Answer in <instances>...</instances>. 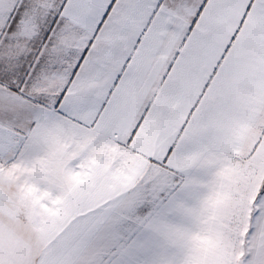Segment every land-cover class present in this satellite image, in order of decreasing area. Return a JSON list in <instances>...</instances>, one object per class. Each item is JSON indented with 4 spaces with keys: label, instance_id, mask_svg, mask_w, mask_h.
<instances>
[{
    "label": "snow or ice",
    "instance_id": "obj_1",
    "mask_svg": "<svg viewBox=\"0 0 264 264\" xmlns=\"http://www.w3.org/2000/svg\"><path fill=\"white\" fill-rule=\"evenodd\" d=\"M0 264H264V0H0Z\"/></svg>",
    "mask_w": 264,
    "mask_h": 264
}]
</instances>
